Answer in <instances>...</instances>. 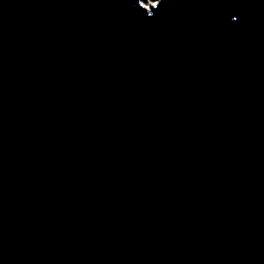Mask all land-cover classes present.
Wrapping results in <instances>:
<instances>
[{"label":"water","instance_id":"water-1","mask_svg":"<svg viewBox=\"0 0 264 264\" xmlns=\"http://www.w3.org/2000/svg\"><path fill=\"white\" fill-rule=\"evenodd\" d=\"M154 1L0 0V264H264V0Z\"/></svg>","mask_w":264,"mask_h":264},{"label":"rangeland","instance_id":"rangeland-1","mask_svg":"<svg viewBox=\"0 0 264 264\" xmlns=\"http://www.w3.org/2000/svg\"><path fill=\"white\" fill-rule=\"evenodd\" d=\"M154 0H145V6L150 5V3H154Z\"/></svg>","mask_w":264,"mask_h":264},{"label":"snow or ice","instance_id":"snow-or-ice-1","mask_svg":"<svg viewBox=\"0 0 264 264\" xmlns=\"http://www.w3.org/2000/svg\"><path fill=\"white\" fill-rule=\"evenodd\" d=\"M233 19H235V16H233Z\"/></svg>","mask_w":264,"mask_h":264}]
</instances>
